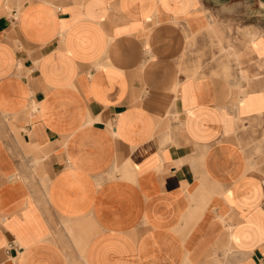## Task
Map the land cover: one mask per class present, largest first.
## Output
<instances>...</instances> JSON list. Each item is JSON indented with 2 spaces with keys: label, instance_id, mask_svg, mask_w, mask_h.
Segmentation results:
<instances>
[{
  "label": "crops",
  "instance_id": "obj_1",
  "mask_svg": "<svg viewBox=\"0 0 264 264\" xmlns=\"http://www.w3.org/2000/svg\"><path fill=\"white\" fill-rule=\"evenodd\" d=\"M244 4L0 0V264H264V20L209 27ZM208 30L243 105L181 72Z\"/></svg>",
  "mask_w": 264,
  "mask_h": 264
},
{
  "label": "rangeland",
  "instance_id": "obj_2",
  "mask_svg": "<svg viewBox=\"0 0 264 264\" xmlns=\"http://www.w3.org/2000/svg\"><path fill=\"white\" fill-rule=\"evenodd\" d=\"M244 6L243 15H241V13H237L236 15V13L231 12V16L228 18L221 17V15L217 12L218 9L209 12L213 22L218 24L223 31V39L231 41L234 45L241 44L243 42L246 45H251L252 41L254 42L258 36H263V33L261 32L263 31L262 29L261 31L258 29L254 32L245 30L244 28L247 25L258 23V20H264V14L260 12V8H258L257 4H244ZM251 6L252 8H250ZM189 42L192 43V45H195L196 52H193L190 56H188V51H186L180 62L181 72L188 77L195 74V78L199 75H204L205 73H209L213 76H219L217 72L223 64L228 63L227 66L221 68V70L224 71V78L229 79L234 75L235 80H237L236 82H238L239 75L237 69H240L246 76L247 82L244 85H241L240 88L237 84H235L238 93H242L241 95L245 98L243 103L245 104L250 97L248 93L252 85L251 82L255 76H251L248 70L243 67L242 60L247 54H251V52H253L251 48L246 54H238L235 56L237 68L233 73V70L229 66V64L233 63L232 59L218 44V40L215 38V34L213 32L208 30L206 35L204 33H200L196 36H192L190 37ZM204 44L209 49L206 48V50H203Z\"/></svg>",
  "mask_w": 264,
  "mask_h": 264
},
{
  "label": "bare ground",
  "instance_id": "obj_3",
  "mask_svg": "<svg viewBox=\"0 0 264 264\" xmlns=\"http://www.w3.org/2000/svg\"><path fill=\"white\" fill-rule=\"evenodd\" d=\"M211 21V20H210ZM216 25V24H215ZM210 27H214V22L210 24ZM215 28V27H214ZM252 53V52H251ZM238 75H239V81L236 83L238 87L240 88L241 85H244L247 82L246 76L243 74V72L240 69H237ZM237 74V73H236ZM175 90V89H173ZM173 92V91H172ZM174 93V92H173ZM242 93H237L236 101H238V104L242 105V103L245 101V98L241 95Z\"/></svg>",
  "mask_w": 264,
  "mask_h": 264
}]
</instances>
